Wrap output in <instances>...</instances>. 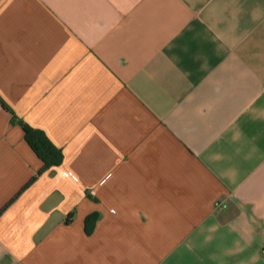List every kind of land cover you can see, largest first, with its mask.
<instances>
[{
	"label": "crops",
	"instance_id": "1",
	"mask_svg": "<svg viewBox=\"0 0 264 264\" xmlns=\"http://www.w3.org/2000/svg\"><path fill=\"white\" fill-rule=\"evenodd\" d=\"M0 99V264H264V0H0Z\"/></svg>",
	"mask_w": 264,
	"mask_h": 264
},
{
	"label": "trees",
	"instance_id": "2",
	"mask_svg": "<svg viewBox=\"0 0 264 264\" xmlns=\"http://www.w3.org/2000/svg\"><path fill=\"white\" fill-rule=\"evenodd\" d=\"M0 104L4 105L3 101L0 99ZM24 128V137L30 148L35 152V154L41 159L42 166L38 170L37 174L41 173L46 168L51 165L59 164L62 161V151L59 147L54 145L52 141L47 137L44 131L31 127L28 124L21 122ZM37 174L32 176L27 183H25L20 191L27 188L37 177ZM95 214L89 215L86 218V231H90V227L87 226L89 219L94 217Z\"/></svg>",
	"mask_w": 264,
	"mask_h": 264
}]
</instances>
